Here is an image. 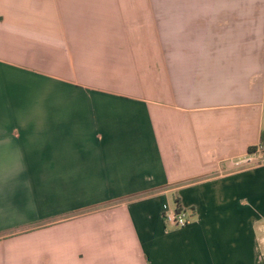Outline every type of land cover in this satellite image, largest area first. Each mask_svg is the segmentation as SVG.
<instances>
[{"label":"crops","instance_id":"obj_1","mask_svg":"<svg viewBox=\"0 0 264 264\" xmlns=\"http://www.w3.org/2000/svg\"><path fill=\"white\" fill-rule=\"evenodd\" d=\"M259 144L264 0H0V264H264Z\"/></svg>","mask_w":264,"mask_h":264},{"label":"built area","instance_id":"obj_2","mask_svg":"<svg viewBox=\"0 0 264 264\" xmlns=\"http://www.w3.org/2000/svg\"><path fill=\"white\" fill-rule=\"evenodd\" d=\"M260 164H264V146L261 144L248 152L245 157L234 161V166L238 168ZM189 220V212L178 206L163 211V221L168 227L182 228L188 224Z\"/></svg>","mask_w":264,"mask_h":264},{"label":"rangeland","instance_id":"obj_3","mask_svg":"<svg viewBox=\"0 0 264 264\" xmlns=\"http://www.w3.org/2000/svg\"><path fill=\"white\" fill-rule=\"evenodd\" d=\"M236 168H238V167H235V166H234V167H232V169H236ZM165 226H166V225H165Z\"/></svg>","mask_w":264,"mask_h":264},{"label":"trees","instance_id":"obj_4","mask_svg":"<svg viewBox=\"0 0 264 264\" xmlns=\"http://www.w3.org/2000/svg\"><path fill=\"white\" fill-rule=\"evenodd\" d=\"M254 147H250L249 150H252Z\"/></svg>","mask_w":264,"mask_h":264}]
</instances>
